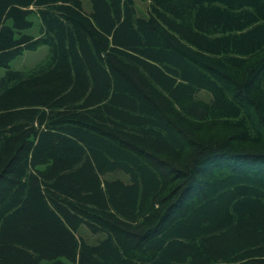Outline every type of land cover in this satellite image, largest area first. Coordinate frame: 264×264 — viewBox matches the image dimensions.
Instances as JSON below:
<instances>
[{"label":"trees","instance_id":"1","mask_svg":"<svg viewBox=\"0 0 264 264\" xmlns=\"http://www.w3.org/2000/svg\"><path fill=\"white\" fill-rule=\"evenodd\" d=\"M147 1L0 0V264H264V0Z\"/></svg>","mask_w":264,"mask_h":264},{"label":"rangeland","instance_id":"2","mask_svg":"<svg viewBox=\"0 0 264 264\" xmlns=\"http://www.w3.org/2000/svg\"><path fill=\"white\" fill-rule=\"evenodd\" d=\"M138 6L143 13H146L148 6L147 0H137ZM31 20L34 22V27L27 32L33 36L39 35L40 21L36 16H32ZM49 54V48L47 46L40 47L37 51H26L22 56L13 60L10 64V68L18 71H30L37 65L44 62ZM6 73V69L0 68V79Z\"/></svg>","mask_w":264,"mask_h":264}]
</instances>
